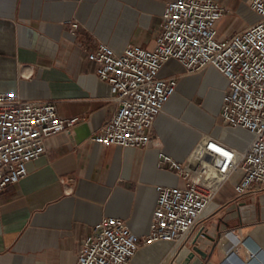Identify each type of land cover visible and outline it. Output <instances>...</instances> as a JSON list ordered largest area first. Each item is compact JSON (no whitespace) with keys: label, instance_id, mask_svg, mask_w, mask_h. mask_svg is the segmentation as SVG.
<instances>
[{"label":"crops","instance_id":"obj_1","mask_svg":"<svg viewBox=\"0 0 264 264\" xmlns=\"http://www.w3.org/2000/svg\"><path fill=\"white\" fill-rule=\"evenodd\" d=\"M168 1L0 0V92L51 101L60 117L78 118L69 131L47 137L45 153L28 162L27 174L0 191V264H75L104 216L118 217L135 236H145L155 185H183L175 169L159 165V152L187 163L202 132L237 151L249 146L251 131L219 117L226 78L211 65L187 72L175 59L159 71L176 76L177 85L147 146H103L89 139L116 105L87 51L99 43L117 53L127 45L153 48ZM215 1L225 8L217 23L225 19L230 28L252 11L249 0ZM240 178L235 169L220 183L181 240L141 245L130 264H179L195 238L207 253L202 264H264V189L237 194Z\"/></svg>","mask_w":264,"mask_h":264},{"label":"built area","instance_id":"obj_2","mask_svg":"<svg viewBox=\"0 0 264 264\" xmlns=\"http://www.w3.org/2000/svg\"><path fill=\"white\" fill-rule=\"evenodd\" d=\"M249 5L258 19L220 38L216 23L224 15L223 5L215 0H170L153 48L127 45L117 53L99 43L87 51L116 105L113 115L89 136L91 141L122 147H145L152 141L154 120L177 85L176 76L159 75L169 59L177 60L187 72L211 65L221 73L226 86L219 117L248 129L253 138L244 151L202 139L187 163L159 152V165L175 169L183 185H155L157 195L146 235L137 237L122 219L104 216L85 238L75 264H130L141 245L178 242L235 169L241 172L234 185L237 194L252 186L264 189V0H249ZM71 25L75 28L78 23ZM77 121V117H60L51 101L24 100L16 93L0 92V191L27 174L28 162L45 153L47 137L69 131ZM211 143L230 152L231 161L209 153Z\"/></svg>","mask_w":264,"mask_h":264},{"label":"rangeland","instance_id":"obj_3","mask_svg":"<svg viewBox=\"0 0 264 264\" xmlns=\"http://www.w3.org/2000/svg\"><path fill=\"white\" fill-rule=\"evenodd\" d=\"M257 19H258V16L256 15V13H254L253 11H250V12H248V16L246 15V21H242L240 24H236L232 28H230L228 26V22L225 19H222L220 22H218L216 24L218 37L221 38V37H224V36H229V35H231V32L233 30H237V29L241 28L242 26H244L245 24L252 23V22L256 21ZM187 124L190 125L189 123H187ZM209 138L215 139L209 133L202 132L201 138H199V140L197 141L196 145H198V143H200L202 141V139L206 141ZM196 145H195V147H196ZM194 148H193V150H194Z\"/></svg>","mask_w":264,"mask_h":264},{"label":"water","instance_id":"obj_4","mask_svg":"<svg viewBox=\"0 0 264 264\" xmlns=\"http://www.w3.org/2000/svg\"><path fill=\"white\" fill-rule=\"evenodd\" d=\"M195 238L192 241L191 248L186 252L183 256L179 264H202L203 260L205 259L207 253L206 251L202 250L196 241Z\"/></svg>","mask_w":264,"mask_h":264},{"label":"bare ground","instance_id":"obj_5","mask_svg":"<svg viewBox=\"0 0 264 264\" xmlns=\"http://www.w3.org/2000/svg\"><path fill=\"white\" fill-rule=\"evenodd\" d=\"M207 151L209 153H211V151H213L217 154H220L224 157H227L228 159H230V157H231L230 152H228V151L225 152L223 149H221L220 147H218L217 145H215L213 143L209 144V146L207 147ZM229 161H231V159Z\"/></svg>","mask_w":264,"mask_h":264}]
</instances>
